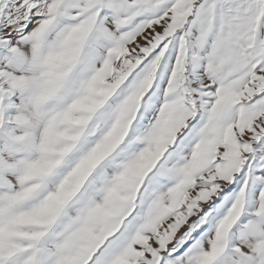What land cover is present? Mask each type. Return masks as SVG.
I'll list each match as a JSON object with an SVG mask.
<instances>
[{"label": "snow or ice", "instance_id": "6c2138e0", "mask_svg": "<svg viewBox=\"0 0 264 264\" xmlns=\"http://www.w3.org/2000/svg\"><path fill=\"white\" fill-rule=\"evenodd\" d=\"M0 264H264V0H0Z\"/></svg>", "mask_w": 264, "mask_h": 264}]
</instances>
